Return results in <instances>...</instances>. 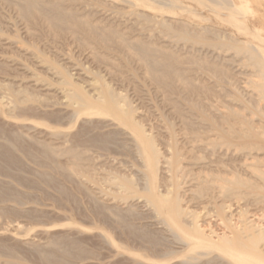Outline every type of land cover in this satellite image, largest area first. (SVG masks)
Listing matches in <instances>:
<instances>
[{"label":"rangeland","instance_id":"1","mask_svg":"<svg viewBox=\"0 0 264 264\" xmlns=\"http://www.w3.org/2000/svg\"><path fill=\"white\" fill-rule=\"evenodd\" d=\"M23 1L25 0H0V144L3 147L2 149L0 148V264H229L222 258V252L225 248L220 238L226 236L231 239L233 234L239 231H241V233L239 232L238 234L241 236L242 225L245 226V224L246 226L248 224L247 227H249V225L252 227L259 225L264 226V218L263 220L261 219L264 217V203L261 206L260 204L255 205L251 201L248 204V202L244 200V203L243 201L235 202L234 200L233 202V200H229V202L228 200H224V206L226 205L230 207V209H227L225 206L226 209H224V213H228H225V216L223 214L222 216H217L214 204L213 202L210 203L208 198L204 197L205 200L201 198L198 199L193 196V193L192 197L190 196L191 192H188V189H191L190 180L192 178L191 175L184 177V179H180L182 180L180 183L182 184L181 186H184L180 191H185L187 188L186 192L189 194H184V197H186L185 200H183L185 202H183L182 207L185 208L189 206L187 210L194 212L193 214L189 211L196 218L198 217V219L195 220L197 221L200 231L202 232L204 230L203 233L205 235H203L210 240L209 242L207 238V243L212 244L214 248L210 251L201 248H193L192 246L187 248L186 245L185 247L183 246L184 244L181 245V242L173 240L172 234L168 233V230L164 228L161 222H159L160 224L158 223V219L151 213L150 208L141 196L142 193L139 189H142L140 188L142 184L140 180V178H142L140 172L142 171V163L139 161L140 159H138L139 157L135 153V149L132 148L133 143L130 137L123 134L127 131L112 118H102L101 116L88 117L82 114L74 116V111L78 109H76V105L71 102L72 100L68 98L70 93H67L68 91H66V89L69 90V88L62 85V76H60V73L65 72V75L67 73V78L70 77L69 80L73 84L75 83L81 86L82 90L89 95H94V91L91 90L89 84L99 88V82L97 81L101 78L103 81L100 80V82L108 83L109 86L111 85L110 88L115 91V93L117 92L120 94L122 100L127 97V100L125 99L126 101L124 102L127 105H131L128 106L131 110L135 109L133 114L137 113L133 117L139 124L141 123L140 126H143L142 129L145 130V133L154 137L157 143L156 145L159 144L157 148H160L159 151L165 156L166 150L168 149L166 146L170 140L168 137L169 133L166 131L167 127L170 128L169 126H171V129L168 130H174L173 132L178 135L172 133V137H174V135L176 136L174 138L178 141L179 147L182 146L187 148L184 141L180 140L182 137L179 135L181 129L180 121H182V119L180 120V116L172 113L174 111L172 109L173 107L169 103H166L164 98L161 97L162 94L160 92L156 91L148 81L144 82V77H142L143 71H141V68V70L138 68L140 67L138 63L131 60H129L130 62L127 61V63H129L128 65L132 68L129 69L126 62L121 60L122 58H120V56L124 57V51H122V53L114 48L107 51V54H104L103 50L98 49L96 46L93 47L95 49L94 51L92 48L93 44L88 43V45L90 44L91 46L84 44V39L87 38L86 33L84 34L82 31H78L76 35L74 33L70 34L71 32L54 35L53 29L47 24H43L40 21L33 23L32 21L29 22L26 21L25 18H22L23 16H21L22 13H20L19 6ZM37 1H40V3L47 2V0ZM50 1L64 4H61L62 9L71 11L76 14L77 18L79 17L83 20H87L89 23L92 21L91 24L99 29H101V27L104 29L105 27V29L107 28L108 30L110 27V29L114 31L118 30V33L126 36L128 41L130 40L129 42L133 43L135 40H139L145 43L148 42L152 45L156 42L155 45L157 44L156 46L158 48L165 49L166 51L169 50L170 52L171 49L176 47L172 52L182 57V59H184L183 62L186 61V57L195 58V53L197 54L196 60H201L202 56L204 57L205 54L206 56L201 62H205L204 60L207 59L208 62L206 61V63H208V66L212 62V65L219 64L221 65L220 67L224 64L223 66L226 67L229 76L227 82H230L231 86L223 85L222 87L221 85L220 90L218 89L220 85H217L204 73L198 70L196 71L194 67H190L189 64L186 65L187 63L185 64L187 68H193L192 70L195 71L191 73L192 75L189 73L191 79H194V83H196L197 86H203L210 93L209 94L207 91L202 92L204 94L207 92L205 96L198 91L200 93H198V95L195 94L192 100L195 101L198 97L199 99L203 98L200 100L201 103L204 104L205 109H207V107L211 109L214 107L212 110L216 109L214 110L215 114L214 111L211 110V113L215 116L216 111L219 110L218 113H220L221 110L224 112L228 108H233L238 111L242 109V111H244L243 108H239L242 105L232 99L230 93V90H238V93H242L240 96L244 101L248 99L247 94L250 95L248 90L243 88V86L248 76L247 73H249V75H251V73L247 71V69L243 67L241 69V67H239V64H241V61H243L246 56L245 50L240 48L241 46L238 50L229 46L227 47V49H230V51L227 52L228 55L226 53L218 55L214 52L211 54L210 51L212 50H207L208 53H205L207 52L206 50L201 52L199 48L196 49V51L198 50L197 52H194L188 45H184L181 41L172 44L170 43L172 41H169V39L165 37L164 39L163 35L161 36V34L153 30V24L143 22L141 19L138 20V18H135L136 16L133 17L134 15L131 13V8L129 9V5L125 4L128 0ZM170 1L179 2L178 5L180 8L171 7L173 10L172 13L164 10L163 15L169 17L166 18L170 23L169 33L177 39H179L178 35H182L184 30L188 28L197 29L203 26L209 30H213L210 34H206L205 36V40L211 41L212 43L225 44L227 41H224L220 36L232 35L240 41L249 42L253 46L264 50V43L252 39L250 35H240L235 27L221 20L226 19L227 12H220L218 17L208 12L201 13L202 9L191 0H159L163 5H169ZM234 1L239 3V0ZM112 2H116L117 4ZM250 2L251 4H249V6L257 10L258 7L252 3L251 0ZM192 13L194 15L197 14V16H193ZM258 14H264V11H258ZM201 17L205 18V20L200 19ZM249 28L251 31L254 30L261 34L264 39V21L250 24ZM214 31L215 34L212 33ZM140 32L142 34H140ZM127 36L130 37L128 38ZM161 40L163 41L161 42ZM51 46L54 48L52 49ZM95 53L98 55L96 56ZM102 54L108 59L111 58L109 60L106 58L109 62L108 64H120L121 70H123L121 71L120 68L118 72L115 71L116 69L112 70L111 65L108 66L106 65L107 62L104 63L101 61L102 59L99 60ZM234 54H237V59L233 58ZM41 55H45L46 57ZM94 57L99 58L95 59ZM231 58L232 60H230ZM45 61H48L47 64L49 63V66ZM244 62L246 64L245 60ZM120 65L118 67H120ZM124 65L127 67L125 68ZM236 65L238 67H236ZM230 68L231 70H229ZM63 69L65 71H63ZM134 73L136 75H134ZM237 73L240 76H238ZM241 73L246 75H241ZM56 76L61 78H57ZM234 78L236 80H234ZM137 82L141 83L138 84ZM48 84L50 86H48ZM223 89L225 90L223 91ZM242 90L245 91L243 92ZM225 92L230 94V97ZM122 96L124 98H122ZM196 96L198 97L196 98ZM228 97L229 99L231 98V102ZM68 99L70 100L68 101ZM199 99L196 101L198 102ZM128 100L131 103H129ZM224 103L227 105V109L225 110L224 107L226 108V105ZM220 104L223 106H220ZM180 107L182 109V114L183 112H187V108L184 105H180ZM210 108L208 109L210 110ZM208 109L206 111L209 113L210 111ZM211 113L209 114L215 117ZM245 114H248L247 111H245ZM183 116L190 117L188 113ZM163 123L164 125H162ZM165 127L166 129H164ZM119 134L121 135L119 136ZM158 134H162V136ZM155 135H157L158 138H156L157 136ZM102 137H104L103 139L110 137L112 138L110 139L112 142L102 144V139L100 140ZM161 141H163V143ZM5 142L12 143L16 150L12 151L8 147H4L5 145L2 144ZM46 147H48V149L51 148V154L55 152L53 153L54 155H50V153L45 154ZM67 148L74 149L75 151L78 150L77 153L81 150L79 152L80 154H78L81 156L80 160H82L77 161V167H75L76 164L73 165L74 161L71 160L67 152H65L68 150ZM5 149L9 150L6 151ZM115 150L117 153L114 152ZM106 153L109 154L107 155ZM83 159L85 160L83 161ZM81 163L83 165H81ZM225 163L233 165L234 160L229 159L226 160ZM235 163L237 162L235 161ZM64 166L66 168H63ZM70 166L77 169V174L64 171L65 169L72 168ZM262 169L264 170V167H261V170ZM163 171L164 170L161 172ZM161 172L160 174L158 173L160 178L169 177L168 175L165 176L164 172V175ZM243 173L244 172H242L241 175L244 177L245 174ZM124 176L133 181L135 190L139 188L136 190L138 196L137 194L127 196L126 193H124L125 189L120 186V180H122ZM247 176L249 177V175ZM119 177L121 178L119 179ZM185 178L188 179L186 182L187 184L183 183L187 180ZM115 186L117 188H115ZM101 190H103V192ZM139 196L141 197V202L139 201ZM120 198L124 199L120 200ZM129 199H132L133 202L132 200L129 201ZM187 201H189V203ZM216 201L222 202V200L218 199ZM231 202H233V204ZM125 203L127 204L125 205ZM223 203H219L218 205ZM203 208H206L205 211ZM209 214L212 218L209 217ZM191 218L192 217L188 218L189 220L187 221H192ZM231 218L232 220H229ZM221 224L223 226H221ZM230 229H234V232L238 231L234 233ZM252 229L256 231V228ZM255 231V235H257V231ZM242 237L244 238V234ZM164 239L167 240L165 241ZM163 242L168 246L163 245L162 248L161 245ZM167 252L174 253L175 256H168L166 255ZM189 256H192L195 260H192V262L188 261L187 259ZM186 260L189 263H186Z\"/></svg>","mask_w":264,"mask_h":264},{"label":"bare ground","instance_id":"2","mask_svg":"<svg viewBox=\"0 0 264 264\" xmlns=\"http://www.w3.org/2000/svg\"><path fill=\"white\" fill-rule=\"evenodd\" d=\"M191 1L195 2V4L202 9L201 13L208 12V13H212V14L219 17L220 12H222V11L227 12L226 19H221L223 22L235 27L237 29V31L240 33V35L247 34V35H250L252 37V39H255L261 43H264V39L262 38L261 34L255 32L254 30L251 31L249 28L250 24H254V23H257L260 21H264V14H261V15L258 14V11H264V0H251L252 3H254L258 7L257 10H254L253 8H251L249 6V4H251L250 0H239V3H236L234 0H191ZM112 3H114V2H112ZM122 3H124V2H122ZM178 3L179 2H177V1H170L169 5H163L161 2H159V0H128L125 2V4L129 5V9L131 8V13L134 15L133 17L136 16L135 18H138V20L141 19V20H143V22H146L148 24H153V26H154L153 30L157 31L159 34H161V36L163 35V38L165 37V38L169 39V41H172V42H170L172 44L173 43L175 44V43L181 41L184 43V45H188L192 49V51H194V52L196 51V49L199 48L201 52L204 50H206V51L212 50V51H210L211 54H213L212 52H214L218 55L221 53H222V55L224 53L227 54V52L230 51V49H227V47H229V46H231L232 48H234L236 50H238V48L241 46L240 48L245 50L246 56H245L244 60L246 61L247 65L245 64V62L243 60V61H241V64H239V67H241V69L243 67L244 69H247V71H250V73H251V75H249V73H247L248 76H247V79L245 80L246 82L243 81V82H245L244 86H246V87L243 86V88L248 90L250 95L247 94L248 99L244 101L243 98L240 96L242 93H238L239 92L238 90L237 91L230 90L231 92L230 91L229 92L232 95L231 96L232 99H234L235 101L239 102L240 105H242L239 108L240 109L243 108L244 111H242V109H241L242 112L238 111V110H234L233 108L227 109V105L224 103L226 105V108L224 107V110L227 109L224 111L226 113L222 112V110L220 111V113H218V111H219L218 110V111H216V116H215L214 110H216V109L212 110L214 107L212 109L210 107H207V109L210 108V110L208 109L210 111L209 113H211V110L214 111V114L211 113L215 116V117H213L208 113V111H206L207 109H205L204 104L201 103L200 99H203V98L199 99V97L196 96V98L198 97L197 99H199L200 101L198 100V102H197L196 101L197 99L195 100L196 102L194 100H192V97H194L195 94L198 95V93H200V92H201V94L206 96L208 90H206L203 86H200V85L197 86L196 83H194V81H193L194 79L192 80L190 76L192 75L191 73L195 72V71L192 70L193 68H189V67L187 68L186 65H188V64L190 65V67L191 66L194 67V69H196V71L198 70L199 72L201 71L202 73H204L207 77L212 79L217 85H220L218 88L219 90H220L221 85H222V87H223V85L224 86H226V85L231 86V83L227 82V80L229 79L228 78L229 76H228L226 67L223 66L224 64L222 65V67H220L221 65H219V64H216V65H218V66H216L215 64L212 65L213 62L211 64L209 62L210 65L208 66V63H206V61H207L206 58H205L206 60H204L205 62L202 61L203 62L202 63L201 60L206 56L205 54H204V57L202 56L201 60L200 59L196 60L195 58H196L197 54L194 53L195 58L186 57L187 58V59L185 58L186 61L183 62L184 59H182V57H179L175 54V52L174 53L172 52L173 50H175L176 47L174 49H171V52H170L169 50L166 51L165 49L163 50L162 48H158L156 46L157 44L155 45L156 42H154L153 45L149 44L148 42L147 43L141 42L139 40L138 41L135 40V42H133V43L129 42L130 40L128 41L126 36H124L121 33H118V30L114 31V30L110 29V27L108 30H107V28L105 29V27H104V29H102L103 27H101V26H100L101 29H99V28H97L91 24L92 21H91V23H89L87 20H83L79 17L77 18L76 14L72 13L71 11H66V10L62 9V5H64V4L58 3L55 1L52 2L50 0H47V2H43V3L41 2L40 3V1L38 2L37 0H25V1H23V3H20L21 5L19 6L20 7L19 9H20V13H22L21 16H23L22 17L23 19L25 18L26 21H29V22L32 21L33 23L36 21H40L43 24L44 23L47 24L51 29H53L54 35H60L64 32H66V33L71 32L70 34L74 33L76 35V33H78V31H82L84 34L86 33L87 39H84L85 40L84 44H87V46H91L90 44H93L92 48L94 46H96L98 49L103 50L104 54H107V51H109L110 49H114V48L121 51V52L124 51L125 55H124V57L120 56V58H122L121 60L123 62H126L127 65L129 64V63H127V61H129V60H131L133 62L135 61L136 63H138V66H140L138 68L139 69L141 68L142 70L141 69L140 70L143 71L142 77H144L143 78L144 82L148 81V83L150 85H152L156 91H158L162 94V96L161 95L160 96L164 98L166 103L167 104L169 103L173 107L172 109L174 111L172 110L173 111L172 113H175L176 115L180 116V120L182 119V121H180L181 122V129H180L179 135H181V137H182V139H180V140L184 141V144H185V146L187 145L186 146L187 148H184L182 146L179 147L178 141H176L174 138V137H176L175 135H177V134H175L173 132L174 130L169 131L168 129H171V126H169L170 128L167 127L166 131H168V133H169L168 137L170 138V140H169L170 143L168 141L167 146H166L168 148L166 150V156H167L166 157L165 155H163V153H161L159 151L160 148H157V146L159 144L156 145L157 143H156L154 137H151V135H148L147 133H145V130L142 129L143 126H140L141 123L139 124L135 120V118L133 117L137 113L133 114L135 109L131 110L130 107H128L130 104L127 105L124 102L127 100L126 99L127 97L125 98L126 100L125 99L122 100L121 95L118 94L117 92H116L117 93L116 94L115 91H113L110 88L111 85L109 86L108 83L100 82L101 78H99L98 81L96 80L97 82H99V88H96V86L94 87L93 85L89 84L91 86L90 87L91 90L95 92V93L93 92L94 95H89L88 93H85V91L82 90L81 86H79L75 83L73 84L69 80L70 77L67 78V76H68L67 73H66V75H67L66 76L64 74L65 72L60 73L57 70L61 74L60 76H62V85L69 88V90L66 89V91H68L67 93H70L69 95L67 94L68 98H70L72 100L71 102H73L76 105V109H78L77 111L76 110L74 111V116H76L77 114H82V115H85L88 117H92V116L93 117L94 116L99 117V116H101L102 118H104V117L112 118V119L116 120L127 131L125 133H123V132L122 133L124 135L130 137V140L133 143L132 148L135 149V153L139 157L138 158V159H140L139 161H141V163H142V165H141L142 171H140L141 175H142V178H140V180L142 182V184H141L142 187L138 184L140 186V188H142V189H139V188H137V189H139L140 192L142 193L141 194L142 198L145 200V203L150 208V211L154 215V217L156 219H158V223L161 222V224L164 225V228H166L168 230V233L172 234L171 236L173 237V240H175L177 242L178 241L181 242L180 244L181 245L184 244L183 245L184 247L186 245L187 248L192 246L193 248H201L203 250L210 251L214 247L212 246V244L207 243L208 237L204 236L205 235L203 233L204 230L202 232L200 231L199 226L197 225V221L195 220V219H198V217L196 218L193 215L194 212L189 210L190 212L193 213L192 214L187 210L189 206L185 207V208L182 207L183 202H185L183 200H185V197H186V196L184 197V194L187 195V194H189L188 192H191L190 193L191 197H192V193H193V196L195 198H198V199H200V198L204 199V197L208 198L210 200L209 201L210 203L213 202L214 209L217 212L216 213L217 216H219V215L222 216V214L224 215L225 213H228V212L224 213V209H226V207H227L226 205H225L226 207L224 206V203H223L224 200L225 201L226 200H228V201L233 200V202H234V200H235V202L236 201L239 202V201L244 200V201L248 202V204L251 201L255 205L260 204L261 206L264 203V170L263 169L261 170V167H264V50L259 48V47L253 46L249 42L240 41L237 38L233 37L232 35H229V36L221 35L220 36L224 41H227V42H225V44H223V43H212L211 41L205 40V36H206V34H210V32L213 30H209L203 26L198 27L197 29L188 28V29L183 31L182 35H178L179 39H177L175 36H173L172 34L169 33L170 23L168 20H166V18H169V17H165L163 15V12L165 10L169 13H172L173 10L171 7L180 8ZM125 4H122V5H125ZM18 5H17V7H18ZM117 12H118V10H117ZM82 14H83V12H82ZM125 14H127V13H125ZM193 16H197V14L196 15L193 14ZM200 19L205 20V18H202V17ZM33 23H31V24H33ZM142 28L144 29L143 26H142ZM144 31H146V30H144ZM212 33L215 34V31ZM25 34H27V33H25ZM140 34H142V33L140 32ZM156 39H157V37H156ZM162 41L163 40H161V42ZM88 43H90V44L88 45ZM151 43H152V41H151ZM52 44H53V42H52ZM227 44H230V45H227ZM49 46H50V44H49ZM51 47H52V49L54 48L53 46H51ZM94 51H95V49H94ZM41 53H43V52H41ZM96 53H97V51H96ZM205 53H208V51ZM94 55H92V56H94ZM97 55L98 54H96V56ZM192 55H193V53H192ZM41 56H43V55H41ZM233 56L232 57L235 59H237V57H238L237 54H234ZM34 57H36V56H34ZM97 58H99V57H97ZM97 58H95V59H97ZM106 58L107 57H104L102 54V57L100 55L99 60L102 59L101 61H103L104 63L107 62L106 65H108V66L111 65L112 70L116 69L115 70L116 72H118L119 68L121 70V65L119 63L118 64L120 65V67H118L119 65H116L117 63H111L110 62L111 64H108L109 63L108 60L111 58H109V59L107 58L108 60ZM198 58H200V57H198ZM65 59H67V58H65ZM218 60H219V58H218ZM230 60H232V58ZM117 61H118V59H117ZM47 62H46V64H47ZM29 63H30V61H29ZM55 63H56V61H55ZM68 63H69V61H68ZM230 64H229V66H230ZM183 65H185V66H183ZM128 66H129L128 68L130 69L131 66L130 65H128ZM40 67H38V68H40ZM124 67L126 68L127 66L124 65ZM236 67H238V66L236 65ZM52 68H54V67H52ZM54 69H56V68H54ZM87 69H89V68H87ZM236 69H238V68H236ZM76 70H78V69H76ZM89 70H91V69H89ZM229 70H231V68ZM63 71H65V70L63 69ZM78 71H82V70H78ZM85 71L87 72L86 69H85ZM47 73H48V71H47ZM189 73L191 75H189ZM52 75H53V72H52ZM134 75H136V74L134 73ZM241 75H244V74L241 73ZM238 76H240V75L238 74ZM56 77L61 78L58 76H56ZM113 77H114V75H113ZM116 77H117V75H116ZM139 77H141V76H139ZM96 78H97V76H96ZM193 78H194V76H193ZM241 79H244V78H241ZM234 80H236V79L234 78ZM101 81H103V80H101ZM204 82H205V80H204ZM127 83H128V81H127ZM140 83H138V84H140ZM95 85H97V84H95ZM48 86H50V85L48 84ZM211 88H212V86H211ZM241 88H242V86H241ZM224 90L225 89H223V91ZM198 91H200V92H198ZM204 91H207V92H205V94H204V93H202ZM126 92H128V91H126ZM225 93H227V92H225ZM229 95L230 94H228V96ZM243 95H244V93H243ZM226 97H227V95H226ZM229 97H228V99H229ZM122 98H124V97L122 96ZM70 99H68V101ZM230 99H229V101H230ZM208 100H209V98H208ZM203 101H205V100H203ZM129 103H131V102L129 101ZM147 105H149V104H147ZM180 105H184L187 108V109L185 108L187 110L186 113H188V115L190 117L183 116L186 113L183 112V114H182V109H181ZM65 106H66V104H65ZM220 106H223V105L220 104ZM215 108H216V106H215ZM245 111H247L248 116L245 114ZM147 112H148V110H147ZM67 116H68V114H67ZM168 122H170V121H168ZM166 124H167V121H166ZM162 125H164V123ZM177 128H178V126H177ZM164 129H166V127ZM173 129H174V127H173ZM113 132H115V131H113ZM164 133H165V130H164ZM172 133L175 134L174 137H172L173 136ZM120 135L121 134H119V136ZM158 135L162 136V134H158ZM155 136H157V135H155ZM163 137H164V135H163ZM75 138H77V137H75ZM103 138L104 137L100 138V140L102 139L101 140L102 144L112 142L110 140L112 138H110V137H106L105 139H103ZM156 138H158V136ZM98 140H99V138H98ZM161 142L163 143V141H161ZM158 143H160V142H158ZM102 144H101V146L103 147ZM2 145H5L4 147H8L12 151L16 150L15 146L12 143L10 144L8 142H5ZM65 145H67V144H65ZM0 148L1 149L3 148L1 146V144H0ZM9 149H5V150L7 151ZM67 149L68 150H66L65 152H67L70 159L74 161L73 165L76 164L75 167H77V165H78L77 161L82 160V159L80 160L81 156L79 155L80 154L79 152L81 150L78 152L79 153L78 154L77 153L78 150L75 151L74 149H69V148H67ZM113 149H114V147H113ZM52 151H53V149H52ZM124 151H125V149H124ZM45 152H46L45 154L50 153V155L55 153V152H52V154H51V148L48 149V147H46ZM114 152H116V150ZM5 155H6V152H5ZM130 158H131V156H130ZM130 158H128V159H130ZM229 159L234 160V164L232 163L233 165H231V164L228 165V164H226L227 162L225 163V161L229 160ZM84 160L85 159H83V161ZM87 161H85V162H87ZM113 161H115V160H113ZM235 161L237 163H235ZM123 162H124V160H123ZM126 162H128V161H126ZM81 165H83V164L81 163ZM70 167H72V166H70ZM63 168H66V167L64 166ZM82 168H84V167H82ZM124 170H125V168H124ZM162 170H164L163 172L165 173V176L166 175L169 176L168 178H166V177L160 178L158 176ZM64 171H66V172L68 171L71 174H77L76 173L77 169L73 168V167L69 168L67 170L65 169ZM163 172H161V173H163ZM193 172H195V173H193ZM242 172H244L243 174H245L244 177L241 175ZM69 173H67V174L70 175ZM164 173H163V175H164ZM166 173H168V174H166ZM239 173H240V175H239ZM115 174H116V172H115ZM190 175L192 178L190 180L191 181V187H190L191 189H188V192H186L187 188L185 191H183V190L180 191L182 188H184V186L182 187L181 186L182 184H180L182 181L180 179H184V177H188ZM247 175H249V177ZM70 177H72V176H70ZM120 178L121 177H119V179ZM185 179H187V178H185ZM120 181H121L120 186L125 189L124 193H126L127 196L137 194L136 193L137 189L135 190V187H134L135 185L130 178L124 176V177H122V180H120ZM187 181H188V179L183 183L185 184ZM190 181H189V183H190ZM135 184H136V182H135ZM110 186H112V185H110ZM139 186H137V187H139ZM115 188H117V187L115 186ZM99 191H100V189H99ZM101 191L103 192V190H101ZM183 192H186V193H183ZM113 194H115V193H113ZM123 196H125V195H123ZM137 196H138V194H137ZM133 198H134V196H133ZM113 199H115V198H113ZM121 199H124V198H120V200ZM140 199H141V197L139 196V201H140ZM190 199H192V198H190ZM217 199L222 200V202L216 201ZM130 200H132V199H129V201ZM244 201H243V203H244ZM132 202H133V200H132ZM187 202L189 203V201H187ZM233 202H231V203L233 204ZM194 203H196V202H194ZM219 203H223V204L218 205ZM126 204L127 203H125V205ZM257 206H259V205H257ZM142 207H143V205H142ZM101 209H103V208H101ZM118 209H119V207H118ZM201 209H202V207H201ZM203 209L205 211L206 208H203ZM227 209H230V207H227ZM240 211H241V209H240ZM244 211H245V208H244ZM128 215H130V214H128ZM195 215H196V213H195ZM252 215H250V216H252ZM190 217H192L191 218L192 221L191 220L187 221V220H189L188 218H190ZM209 217H211L210 214H209ZM232 218L229 220H232ZM263 218L264 217H262L261 219L263 220ZM203 219H204V217H203ZM218 220H220V219L218 218ZM255 220H257V219H255ZM240 221H241V219H240ZM222 224H223V222H222ZM222 224H221V226H223ZM123 226H125V225H123ZM247 226H248V224H247ZM247 226H246V224H245V226L242 225L241 230H242V235L244 234V238L242 237V235L240 236V234H238L239 232L241 233V231H239L236 234H233L231 232L233 234V237L231 239H229L226 236L225 237L223 236L222 238H220L222 241V245L225 248V250L222 252V258L224 260H226L229 264H264V226H260V225L256 226V227H252L250 225H249V227H247ZM126 227H127V225H126ZM251 227L256 228L257 235H255V233H254L255 230H253ZM233 230L234 229H232L231 231H233ZM239 230H240V228H239ZM237 231H235V232H237ZM252 231L254 234L252 233ZM211 234H213V233H211ZM159 236H161V235H159ZM105 237H107V236H105ZM208 240H209V238H208ZM209 242H210V240H209ZM163 245L165 246L167 244H164V242H163L161 247ZM158 247H159V245H158ZM172 252H174V251H172ZM150 253H152V252H150ZM173 254L174 253H171V252L166 253V255L171 256V257L175 256V254L174 255ZM149 257H151V256H149ZM187 260L192 262V260L194 261L195 258H193L192 256H189ZM188 261L186 263H189Z\"/></svg>","mask_w":264,"mask_h":264}]
</instances>
